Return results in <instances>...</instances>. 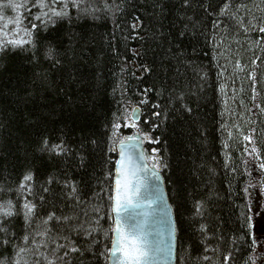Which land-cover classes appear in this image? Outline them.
Wrapping results in <instances>:
<instances>
[{
  "label": "trees",
  "instance_id": "1",
  "mask_svg": "<svg viewBox=\"0 0 264 264\" xmlns=\"http://www.w3.org/2000/svg\"><path fill=\"white\" fill-rule=\"evenodd\" d=\"M213 2L204 0L205 6ZM239 2L246 4L256 17L264 16L260 0ZM87 3L97 9L96 15L101 19L93 21L89 16L88 35L93 43L84 53L83 62L77 65L78 71L72 69L70 98L49 91L44 100L37 98L27 106L16 103V97L25 94L33 72L39 74L41 68L33 69L22 57L0 63V92L6 98L0 116L4 123L0 128V184L17 180L25 165L32 162V146L42 125L37 123L36 115L28 116V113H43L48 128L56 129L54 142L59 136L65 141L67 152L63 156L36 154L37 183H43L46 173L57 178L66 174L69 181L76 182L82 197L76 213L83 210L89 219L95 215L103 217L98 250L105 255L90 256L85 264H108L105 245L111 246L112 232L107 237L103 232L113 225L109 198L117 155L106 150L102 123L114 113L131 117L125 110L138 106L142 112L140 128L152 132L160 141L147 145L148 150L159 148V156L168 164V168L161 170L179 229L176 264H223V255L228 251H233V259L227 264L245 261L261 264L264 254H258L256 247H252L253 230L246 224L245 213L248 204L254 206V185L264 192L259 182L264 170L258 167L264 161L252 156L256 165L253 169L250 156L244 151L247 144L249 149L256 147L264 157V111L261 110L264 108V41L258 39L261 34L253 31L247 39L241 37L239 47L234 40L225 39L219 49L211 40L205 42L203 36L191 44L185 40L182 46L187 55L178 60L167 33L175 34L172 22L179 23V0H165L167 8L163 17L158 15V8L152 7L154 0H107V4L105 0H87ZM113 13L119 27L113 22ZM129 14L146 19L145 28H138L139 35H128L125 25L131 19ZM195 14L203 17L204 30L214 35L211 21L215 17H209L201 9H195ZM161 32L165 33L164 37L159 35ZM236 60L241 61L242 70L236 66ZM253 72L255 80L251 76ZM56 79L60 82L59 74ZM226 79L233 102L237 106L241 103V109L230 104L234 116L224 107L222 86ZM145 96L148 102L141 103ZM187 108L192 111L188 112ZM153 112L161 115L153 116ZM153 122L159 125L155 130ZM132 131L120 129L122 135ZM249 131L253 136L251 142L244 141L242 135ZM96 137L99 145L86 139ZM81 156L86 158L83 166L79 165ZM254 175L258 176L257 181ZM56 190L59 191L58 186ZM198 200L204 202L203 217L195 214ZM68 203L71 206L70 200ZM60 208L64 210V205L60 204ZM96 208L100 210L98 213ZM202 223L208 225L207 232H201Z\"/></svg>",
  "mask_w": 264,
  "mask_h": 264
},
{
  "label": "snow or ice",
  "instance_id": "2",
  "mask_svg": "<svg viewBox=\"0 0 264 264\" xmlns=\"http://www.w3.org/2000/svg\"><path fill=\"white\" fill-rule=\"evenodd\" d=\"M105 2L107 4V0ZM152 7L158 8V15L163 17L167 5L165 0H154ZM195 9H201L209 17H215L211 21L214 35L204 30L203 17L196 15ZM260 10L264 12V0H260ZM96 11L87 0H0V63L13 57H22L33 69L41 68L39 74L33 72V77L24 90L25 94L17 96L16 103L27 106L37 98L44 100L45 93L49 91H54L57 96L63 94L69 97V87L74 82L72 69L78 71L77 65L83 62L84 53L93 43V38L88 35L89 16L93 21L101 19ZM189 11L193 15H189ZM178 12L179 23L172 22L175 34L171 31L167 33L171 37L168 43L173 46L178 60L187 55L182 46L185 40L191 44L193 41L199 42L201 36L205 42L211 40L217 49L224 45L225 39L234 40L239 47L240 38L247 39L248 34L253 31L261 34L259 41H264V16L256 17L239 0H219L218 3L214 0L206 6L204 0H179ZM129 15L131 19L125 25L129 30L128 35H139L138 28H145L146 19L135 14ZM113 22L117 27L120 26L115 13ZM77 28L80 29L79 32L75 31ZM159 35L164 37L165 33L161 32ZM173 48L169 51H173ZM192 51L195 53L196 49L193 47ZM228 51H231L230 45ZM235 64L242 70L240 60H236ZM58 74L60 82L56 79ZM251 76L255 80L254 72ZM252 91L255 92V88ZM9 94L14 95L11 92ZM5 99L3 92H0V116L5 110ZM255 99L253 95L252 100ZM147 102L145 96L141 103ZM186 110L192 111L191 108ZM261 110L264 111V108ZM125 111L131 112V117L114 113L111 119L102 123L106 150L116 153L118 157L115 159V196L109 198L114 201L110 206L114 213V222L103 232L105 237L109 232L114 235L111 247L105 245V250L110 255L112 264H154L157 256H171L172 244L179 231L176 220L171 215V206L164 199L158 183L162 180L158 169L168 168V164L159 156V148L153 147L149 151L144 147L145 142L159 144L160 141L152 132L140 128L139 107ZM32 115H36L37 123L42 125L32 146V162L25 165L17 180H5L0 184V264H85L90 256H104L105 252L98 250L101 243L100 221L103 217L95 215L89 219L83 210L76 213V206L82 201L76 182L69 181L66 174L57 178L46 173L43 183H37L34 164L36 154L63 156L67 149L65 141L59 136L55 137L54 142L53 133L56 129L48 128L43 113H28V116ZM151 115L160 116L161 113L153 112ZM51 116L52 113L49 112L48 119ZM148 122L146 118L144 123ZM3 126V120L0 119V128ZM158 127V124L152 123L153 130ZM235 127L239 128V125ZM121 128H135L137 132L133 135H122ZM242 135L244 141L253 140L250 131L247 134L242 132ZM86 139L91 144L100 143L98 137ZM244 151L249 156L264 161L256 147L249 149L246 144ZM25 160H28L27 153ZM85 162L86 158L81 156L79 165L83 166ZM258 167L264 170V162H260ZM108 175L111 176L112 172L109 171ZM259 182L264 187V173L261 174ZM57 186L59 191L56 190ZM64 189H67L66 193ZM244 191L247 193L248 188ZM50 198L58 203H52ZM60 204L64 205V210L60 208ZM154 204L157 205L156 223L166 225L165 230L169 236L167 241L163 239L161 231L155 230L153 233L149 230L148 218L152 215ZM262 209L264 206L257 201L255 209L248 204L245 213L247 226L254 229L259 237H264ZM99 211V208L95 209L96 213ZM195 214L203 217V201H196ZM256 216L259 219L254 221ZM200 230L207 232L208 225L200 224ZM258 236L253 235V248L257 246ZM260 250L264 252V244L260 245ZM230 259H233V251L223 255V264H227ZM244 264L248 262L245 261Z\"/></svg>",
  "mask_w": 264,
  "mask_h": 264
},
{
  "label": "water",
  "instance_id": "3",
  "mask_svg": "<svg viewBox=\"0 0 264 264\" xmlns=\"http://www.w3.org/2000/svg\"><path fill=\"white\" fill-rule=\"evenodd\" d=\"M136 107H138V106H136ZM139 115H140V120H141V117H142L141 109H140ZM140 120L138 121V123L140 122ZM130 129H132L133 131H132V133L127 134V135L136 134L137 131L135 130V128H130ZM147 145H152V144L145 142L144 143V147L146 149H148L147 148ZM253 169H256V165H254ZM158 171H159L160 175L162 176V180L160 182H158V183H159V185H160V187H161V189L163 191L164 199L167 201L168 205L171 206V215L176 220L175 210H174V207H173V205H172V203L170 201L169 195H168V191H167V186H166V182H165L164 175H163L161 169H158ZM115 176H116V173H115V168H114L113 190H112V197L113 198L115 196ZM261 199L262 198L260 196V191H257V197H256L255 205H256L257 201L258 200L260 201ZM113 202L114 201L112 200V203ZM152 209H153L152 215L149 216V218H148V227H149V230L150 231H153V233H155V230L161 231L162 234H163V239L165 241H167L169 239V236H168V232L165 230L166 229V225H161V224H157L156 223V219L158 218L157 217V214H156L157 205H155V204L152 205ZM258 219H259L258 216L254 217V221L255 220H258ZM111 221H112V223L114 222V213H112V211H111ZM176 224H177V222H176ZM252 230H253V235H257L258 236V234L255 233L254 229H252ZM113 235H114V233H112V236ZM257 244L259 246L262 245V244H264V237H259L258 236ZM176 263H177V233H176V239H175V241L172 244V254H171V256L170 257L157 256L156 260L154 261V264H176ZM108 264H112V260L110 258V255H108Z\"/></svg>",
  "mask_w": 264,
  "mask_h": 264
},
{
  "label": "rangeland",
  "instance_id": "4",
  "mask_svg": "<svg viewBox=\"0 0 264 264\" xmlns=\"http://www.w3.org/2000/svg\"><path fill=\"white\" fill-rule=\"evenodd\" d=\"M233 85V84H232ZM234 90H235V88H234ZM222 92H223V96H224V98H225V105H224V107H225V110H226V112L228 113V114H230L231 116H234V113L235 112H232V108H231V106H230V104H234V109H236V108H239V109H241V103L240 104H238V106H237V104H236V102H233L234 101V99H233V97H232V90H231V88H230V85H229V82L227 81V79H226V82H225V84L223 85V89H222ZM242 107H243V103H242ZM131 112H130V116H131ZM228 117V116H227ZM253 157L252 156H250V162L253 164V166L255 165V162L253 161V159H252ZM254 180H258V176L257 175H254ZM257 191H260V196H261V200L259 201L260 202V204L262 205V206H264V192L262 191V190H260V187L257 185V184H255L254 185V194L252 195V200H253V204H254V206H253V209H255V207H256V205H255V201H256V197H257ZM262 210H264V209H262ZM256 251H257V253L258 254H264V252H262L261 250H260V246L257 244V246H256Z\"/></svg>",
  "mask_w": 264,
  "mask_h": 264
}]
</instances>
